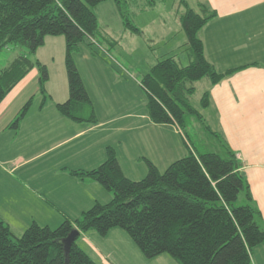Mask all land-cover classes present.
I'll use <instances>...</instances> for the list:
<instances>
[{
	"label": "trees",
	"instance_id": "trees-1",
	"mask_svg": "<svg viewBox=\"0 0 264 264\" xmlns=\"http://www.w3.org/2000/svg\"><path fill=\"white\" fill-rule=\"evenodd\" d=\"M128 1H143L139 12L145 13L165 0H0V53L11 46L26 50L0 69V105L37 69L44 107L50 97L46 90L49 71L31 56L45 46L48 37H64L69 98L57 104L56 109L75 123H98L75 54L83 44L99 45V21L94 10L104 3H114L126 31L141 33L129 19ZM181 3L185 12L180 22L189 44L190 64L182 66L175 57L165 59L143 78L142 87L149 95L152 122L182 129L188 141V155L164 172L144 159L147 174L142 180L133 181L125 177L115 150L108 148L107 158L99 168L73 175L97 182L113 194L111 202L97 203L80 219L67 218L56 229L34 223L20 238L0 221V264H97L77 245L81 234L69 252L64 240L74 230L107 236L113 229L123 230L147 259L169 255L179 264H251L252 251L264 244L260 211L240 172L237 155L191 103L196 82L208 79L216 85L243 68L219 73L207 61L199 32L216 15L205 5L196 11L186 0ZM109 43L115 46L116 41ZM31 103L32 99L23 107L12 124L14 129H19ZM208 106L206 92L200 109ZM193 122L199 123L203 133L212 139L210 151L202 152L194 146L188 132ZM241 197L244 205H238Z\"/></svg>",
	"mask_w": 264,
	"mask_h": 264
},
{
	"label": "rangeland",
	"instance_id": "rangeland-1",
	"mask_svg": "<svg viewBox=\"0 0 264 264\" xmlns=\"http://www.w3.org/2000/svg\"><path fill=\"white\" fill-rule=\"evenodd\" d=\"M179 1L181 0L159 1L155 9L147 13L139 12L143 1L139 3L128 1L130 3L128 5V16L138 28H145L150 25L149 28H146L147 31L151 28L155 30L165 28V31L172 30L174 28V14L176 9L180 8ZM187 1L196 8V4L192 2L193 0ZM94 11L98 16L100 29V35L96 38L99 47L97 45H94V47L95 49L98 47L99 50L100 47L105 48L114 56V48L110 46L109 42L120 41L121 39L124 45H128L129 39L127 42L126 39L129 38L131 33L124 30L122 20L113 2L101 4ZM179 11L183 13L184 8L181 7ZM159 17L164 18L165 27L159 25L163 23ZM126 34H128V37H125ZM157 34L160 35L158 32ZM146 37H149L147 32L145 36L133 35L131 39V43H133L131 57L127 58L123 54L128 61L134 62L135 67L138 69H142L147 62ZM131 49L128 51L130 52ZM25 51L24 48L19 46H11L5 49L0 53V69L8 66L13 59L23 54V52L25 53ZM31 59L47 63L51 68L53 80H59V71L61 73L65 68V38L48 37L46 45L38 50V54L31 56ZM102 60L106 62L105 58H102ZM35 72L37 81L33 75L29 76L27 81L23 79L24 81L22 80L23 82L21 81L5 98L4 105L0 109V112L5 109L0 117V221L10 227L15 237H22L25 231L34 223L56 229L67 218L65 215L74 220L80 219L95 204L110 203L113 194L106 191L98 183L95 187H84L73 182L68 184L65 181L69 178L68 175H72L73 180L76 177L88 179L75 176L73 172H87L99 168L105 161L99 167L95 164L102 159L106 160L108 148L115 150L125 176L133 181H140L147 174L144 159L157 163L161 172H164L171 165L170 163L180 159L174 158L173 161V158L165 159L169 153L162 142H175V144H180L185 149L181 140H177L178 137L174 135L172 129H167V133L164 131L152 132L148 128L140 130L136 129V126L132 127V132L119 130V128L126 127L129 120L120 118L122 113L119 114L118 112L131 110L134 113H141L143 110L141 107L144 106L145 109L148 99L145 91L135 80L131 81L132 85L126 86L124 84L118 88L112 87L113 76L110 73H107L109 77L105 74L102 75L101 82L106 85L104 90L99 89L97 91L91 88L97 103L99 116L97 117L96 114V117L98 123H75L66 119L57 111L67 124H72L71 127L70 125L66 127L69 130L72 128L78 131L86 130L82 137L75 138L72 143L66 144V146H57L61 142L60 130H63L62 124H57L58 120L50 111L41 113L42 115L39 114L47 103L43 107V97L39 92V71L35 69ZM113 74L115 75V73ZM34 79L36 82H34ZM206 82L207 80L197 87L196 93L191 98V103L195 108L200 106ZM54 87L55 90H61L57 86ZM105 93L109 100L103 99ZM58 95H60V92ZM117 97L121 99L117 100ZM31 99L32 103L27 113L28 119L24 123L26 125L21 127L25 117L19 129H14L12 124L19 117L25 104ZM104 119L109 120L104 126V132L92 128L99 125V121L102 122ZM193 123L189 125L188 132L194 146L202 152L210 151L209 145L212 139L206 136L203 131L197 129L201 127L199 123H195V125ZM143 124H145V121ZM181 131L184 134L182 129ZM73 132L71 131L70 134ZM70 134L66 133L64 138L69 137ZM38 138L40 139L38 140ZM184 138H186L185 134ZM84 142L95 143V146L89 151L85 148L81 152L76 146ZM97 142H99L98 147ZM186 143L188 146V141ZM50 146L56 147L47 156L45 155V159H52L53 164L45 165L44 158L35 161L34 158H37L38 152L47 149L45 152L48 153ZM180 151H182V148L175 150L174 156ZM52 189L54 191L51 193L50 190ZM40 197L44 203H42ZM244 204V199L241 197L238 205ZM83 207H86L84 211Z\"/></svg>",
	"mask_w": 264,
	"mask_h": 264
},
{
	"label": "crops",
	"instance_id": "crops-1",
	"mask_svg": "<svg viewBox=\"0 0 264 264\" xmlns=\"http://www.w3.org/2000/svg\"><path fill=\"white\" fill-rule=\"evenodd\" d=\"M186 2L190 8L196 11H200V7L205 5L210 12H214L216 15L199 32V38L203 42L207 61L219 73L243 68L224 78L216 85H212L208 79H203L196 82L194 88L196 93L197 87L207 80L203 93L208 92L209 94V106L204 110L200 109V106L197 109L200 110L206 124L211 130L219 135L237 155L240 162V172L250 186L254 204L260 211L261 218L264 222V0H193L192 2L196 4V8L191 6L187 0ZM181 4V1H179L180 8L182 7ZM180 8H177L174 14V28L172 30L165 31V28L161 30L151 28L147 31L146 28H149L150 25L145 28H139L141 33H131L129 38L126 39V42L129 39L128 45H124L121 39L120 41L116 40L115 46L111 45L114 48V56L105 48L100 47L99 50L98 45L96 49L94 46L81 45L79 52L75 54V60L88 93L94 103L97 117L99 116L97 103L92 91L95 89L97 91L99 89L104 90L106 85L101 82L103 74L109 77L107 73H110L113 76L112 87L118 88L124 84L126 86L132 85L131 81L135 80L144 90L142 87L143 78L159 62L175 57L182 66H188L190 64L189 44L180 22V17L185 12V8L183 7V13H180ZM159 19L163 22L159 25L165 27L164 18L161 19L159 17ZM126 32L130 33L128 31ZM146 32L149 34V37H146L147 62L142 69H138L135 67L134 62L128 61L123 54L127 58L131 57V53H133L131 49L133 46V43H131L133 35L145 36ZM157 32L160 35H156ZM127 35L125 37H128ZM129 49H131L130 52L128 51ZM102 58H105L106 62ZM42 64L46 65L49 71V81L46 85V90L51 101L48 100L46 102V106L44 109H41L42 111L39 114L42 115L41 113L48 111L52 112L58 120L57 124H62L61 126L63 128V130L59 129L61 142L57 146H66V144L72 143L75 138L82 137L86 130L78 131L75 128L69 130L66 127L69 125L71 127L72 124H67L65 119L57 113L56 105L66 102L69 98L66 69L63 68L61 73L59 71V80L54 81L49 65L45 62ZM31 75L37 81L35 69L24 80L27 81ZM36 81L34 79V82ZM55 83L56 85H54ZM54 86L59 87L61 90H55ZM59 92L60 95H58ZM115 93L117 94V92ZM146 96L148 99L149 95L147 94ZM103 99L109 100L106 93L103 95ZM118 99L121 98L117 97ZM2 105H4V102L1 103L0 109ZM141 108L143 109L141 113H134L131 110L118 112L119 114L122 113L120 118H127L129 120L127 122L128 125L119 128V130L132 132L133 126H136L135 128L140 130L148 128L152 132H166L167 129H172L174 135L178 137L177 140H181L185 149L182 145L175 144V142H162L169 153L165 159L169 160V158H173V161L175 160L174 158L182 159L187 156L189 153V146L186 143L187 139L185 140L182 137L179 130L173 125L153 123L148 112V100L145 109L144 106ZM4 112L5 109L0 112V117ZM27 117L28 114L22 122L21 127L26 125L24 123H26ZM144 121L145 124H143ZM108 122L109 120L104 119L102 122L99 121V125L92 128L104 132V126ZM197 129L203 131L202 126ZM71 131L74 132L70 134ZM66 133L70 134V136L64 138ZM94 146L95 143L84 142L77 145L76 148L82 152L85 148L89 151ZM98 146L99 142H97ZM55 147L50 146L48 153L45 152L47 149L39 151L37 158H34L35 161L45 159V155L47 156L51 153ZM181 148L182 151L177 153V157L174 156V151L180 150ZM102 160L98 161L95 166L99 167L105 161L104 159ZM150 161L160 170L157 163L152 160ZM119 163L121 166L120 161ZM44 164L52 165L53 160L45 159ZM121 169L125 175L122 166ZM68 177V179H65L68 184L73 182L79 186L95 187L97 183L89 178L76 177L75 181L72 175H68ZM50 191L52 193L54 190L52 189ZM40 199L44 203L41 197ZM84 208L86 207H83V211ZM65 216L71 218L68 215ZM80 234L77 245L97 264H179L169 255L147 259L133 240L121 229H113L107 236H101L96 231L80 232ZM251 264H264V244L252 251Z\"/></svg>",
	"mask_w": 264,
	"mask_h": 264
},
{
	"label": "water",
	"instance_id": "water-1",
	"mask_svg": "<svg viewBox=\"0 0 264 264\" xmlns=\"http://www.w3.org/2000/svg\"><path fill=\"white\" fill-rule=\"evenodd\" d=\"M80 232L78 230H74L65 240H64V244H65V250L67 252L70 251L71 246L73 245V243L76 241V239L78 238Z\"/></svg>",
	"mask_w": 264,
	"mask_h": 264
},
{
	"label": "built area",
	"instance_id": "built-area-1",
	"mask_svg": "<svg viewBox=\"0 0 264 264\" xmlns=\"http://www.w3.org/2000/svg\"><path fill=\"white\" fill-rule=\"evenodd\" d=\"M178 130H179V133L182 135V137L184 138V134H182V131H181V129L178 127V126H175ZM185 140H186V138H185Z\"/></svg>",
	"mask_w": 264,
	"mask_h": 264
}]
</instances>
